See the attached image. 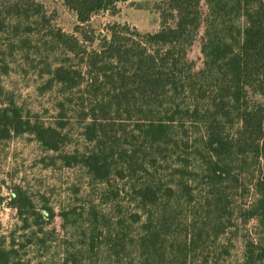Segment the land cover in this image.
Listing matches in <instances>:
<instances>
[{
	"label": "trees",
	"instance_id": "obj_1",
	"mask_svg": "<svg viewBox=\"0 0 264 264\" xmlns=\"http://www.w3.org/2000/svg\"><path fill=\"white\" fill-rule=\"evenodd\" d=\"M130 1L62 0L74 34L48 30L33 67L38 92L55 95L53 124L0 90V144L29 134L51 153L45 166L79 168L95 191L60 210L76 241L59 264H264V0H163L158 31L113 24L97 49L83 44L94 16ZM26 4L0 12L3 75L29 46L21 35L48 25ZM201 28L195 70L188 51ZM72 120L84 143L66 152ZM8 205L25 233L0 236V264H25L24 248L53 241L54 210L21 186ZM236 237L241 257L230 261Z\"/></svg>",
	"mask_w": 264,
	"mask_h": 264
},
{
	"label": "rangeland",
	"instance_id": "obj_2",
	"mask_svg": "<svg viewBox=\"0 0 264 264\" xmlns=\"http://www.w3.org/2000/svg\"><path fill=\"white\" fill-rule=\"evenodd\" d=\"M19 0H0V12L7 3ZM27 1L25 5H39L41 13L45 15L48 25L39 31L28 35L22 34L29 46L11 57V69L7 75L0 73V90L8 92L20 106L24 114L32 121L49 126L54 123L55 109L53 93L40 94L37 86L41 83L36 76L39 58L37 54L42 51L39 39L46 36L48 30L60 29L66 34H74L77 24L75 15L67 10L62 0H22ZM163 0H132L128 3L118 5V13L112 16L109 13L96 15L91 19L86 30L87 35L93 39V43H83L89 49H97L101 38L108 36L106 27L113 24H127L141 33H153L160 27L158 5ZM204 1V0H203ZM203 12H206L204 2ZM89 30V32H88ZM203 29L188 51V59L195 66V70L202 67V56L200 54V43ZM77 35V34H76ZM80 38L79 35H77ZM13 40V39H11ZM81 40V39H80ZM14 42V41H13ZM28 56V61L23 56ZM69 140L64 151L70 152L75 148L83 146L78 125L72 120V125L66 130ZM51 153H46L35 139L25 134L2 142L0 144V236H7L15 231V237L25 233L20 229V223L15 211L9 207V198L14 186L23 187L34 201L39 210L44 206L53 208L54 219L45 227L50 233L53 241L48 244L46 251L37 252L32 245L24 248L21 252L25 264H59L65 248L70 250L75 247V239L69 240L71 228L68 235L61 228L60 210L70 206H80L85 201L94 198V193L89 187L84 172L79 168H64L59 164L45 166L42 160ZM46 212H44L45 214ZM31 232V230H30ZM28 234V233H27ZM237 238V237H236ZM232 238L233 247L230 250L228 260L236 261L241 257V241ZM66 240L70 241L65 243ZM126 264V261L123 262ZM120 264V263H119Z\"/></svg>",
	"mask_w": 264,
	"mask_h": 264
},
{
	"label": "crops",
	"instance_id": "obj_3",
	"mask_svg": "<svg viewBox=\"0 0 264 264\" xmlns=\"http://www.w3.org/2000/svg\"><path fill=\"white\" fill-rule=\"evenodd\" d=\"M126 3H128V2H126ZM122 4H124V3H122ZM95 17V16H94Z\"/></svg>",
	"mask_w": 264,
	"mask_h": 264
}]
</instances>
